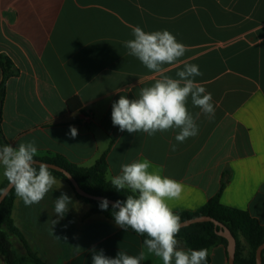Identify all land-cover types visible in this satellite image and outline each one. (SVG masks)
<instances>
[{
  "label": "crops",
  "instance_id": "1",
  "mask_svg": "<svg viewBox=\"0 0 264 264\" xmlns=\"http://www.w3.org/2000/svg\"><path fill=\"white\" fill-rule=\"evenodd\" d=\"M137 26L167 30L183 43L184 56L165 65L164 74L177 78L184 64L198 65L195 82L212 96L214 117L201 113L198 135L183 143L175 140L178 130L149 136L112 124L120 95L134 99L160 78L124 47ZM0 55L18 70L0 105L8 144L34 140L38 157L60 154L91 167L112 143L109 181L122 164L147 159L150 171L184 185L181 198L169 201L175 214L197 212L219 195L223 206L264 225V0H0ZM2 78L0 68V84ZM187 107L200 112L190 98ZM56 179L42 201L26 206L17 196L12 211L28 247L46 264H92L93 249L111 258L144 252L141 264H162L138 235ZM6 180L0 174V187ZM62 192L73 204L59 218L55 199ZM210 264H228L224 246L212 249Z\"/></svg>",
  "mask_w": 264,
  "mask_h": 264
},
{
  "label": "clouds",
  "instance_id": "2",
  "mask_svg": "<svg viewBox=\"0 0 264 264\" xmlns=\"http://www.w3.org/2000/svg\"><path fill=\"white\" fill-rule=\"evenodd\" d=\"M128 54L136 57L150 71L160 74L150 87L140 89L139 95L129 99L120 95L112 103L111 120L121 132H144L149 136L157 131L178 130L175 140L183 143L198 135L196 123L201 113L209 119L215 115L212 96L195 82L201 76L198 65L184 64L177 78L164 74L165 65L180 62L186 46L177 41L167 30L146 32L141 27L133 28V39L123 42ZM189 98L194 107L200 109L193 115L188 107ZM70 136L75 138L78 130L70 126ZM175 145L172 146L174 151ZM36 142H22L13 147L10 144L0 147V174L14 188L15 194L26 206L37 204L57 185L51 166L36 159ZM151 162L147 159L120 166V173L111 178L112 187L118 191H129L126 200L112 204V215L117 226L133 230L146 236L143 243L147 253L154 254L162 264H206V249H184L179 246L177 235L180 231V216L175 214L169 201L179 200L184 185L157 171H150ZM70 178V176H67ZM61 187V182L60 186ZM73 201L66 193L55 199V213L63 218L70 210ZM102 211H107L109 201L99 203ZM54 225L57 223L53 222ZM92 264H141L144 252L138 257L118 252L115 258L106 256L103 251L92 250Z\"/></svg>",
  "mask_w": 264,
  "mask_h": 264
},
{
  "label": "trees",
  "instance_id": "3",
  "mask_svg": "<svg viewBox=\"0 0 264 264\" xmlns=\"http://www.w3.org/2000/svg\"><path fill=\"white\" fill-rule=\"evenodd\" d=\"M0 68L3 73V78L0 84V105H2L5 99L7 81L9 78L18 75V70L12 61L4 55H0ZM0 144L1 147L8 144L1 127ZM110 147L91 167L77 166L69 162L66 157L60 154L48 153L43 157L36 156V159L64 168L71 173L78 182L80 188L91 195L102 196L114 201H123L126 200V196L131 193L127 190L122 192L116 191L112 187L111 182L107 179L109 168L107 157ZM52 174L56 178L63 179L71 185L64 174L55 170H52ZM7 185L8 181L6 180L0 187V195ZM77 196L85 199L87 202L93 203L98 212L114 221L112 205L109 204L107 211H102L99 207L100 201L86 199L78 194ZM16 198L17 195L13 188L0 204V259L4 264H46L28 247L20 231L13 222L12 211ZM177 215L180 216V223L200 216L212 217L219 221L231 231L236 239L237 248L234 264H256V250L264 243V225L251 217L248 212L223 206L220 203V196L217 195L199 211L194 213L184 212ZM219 229L220 228L216 227L212 222L195 223L189 227L180 229L177 239L182 242L186 248H191L193 250L206 249L208 252L206 264H210L212 249L219 245H222L227 249L228 246L227 239L217 234V230ZM127 230L138 235L141 238L142 243L144 239L147 238L146 236H140L131 229ZM14 240H17L21 244L24 250L22 253H19L15 249ZM243 240L246 242V247L243 244Z\"/></svg>",
  "mask_w": 264,
  "mask_h": 264
},
{
  "label": "water",
  "instance_id": "4",
  "mask_svg": "<svg viewBox=\"0 0 264 264\" xmlns=\"http://www.w3.org/2000/svg\"><path fill=\"white\" fill-rule=\"evenodd\" d=\"M0 108H1V106H0ZM41 162H43V161H41ZM44 163H46V162H44ZM46 164L50 165L52 170H55V171H58V172L64 174L78 195H80L86 199H91L94 201H101L102 199H105V197L94 196V195H91L88 192L82 190L80 188L78 182L71 175V173H69L64 168H61V167H59L55 164H51V163H46ZM67 176H70V178H68ZM12 189L13 188L9 184L6 186V188L3 190V192L0 195V204L3 202V200L7 197V195L10 193V191ZM106 199L109 201L110 205H112L115 202L114 200H111L108 198H106ZM203 222H212V223H214V225L216 227L220 228L219 230H217V234L219 236L224 237L228 241V246H227L228 264H234L235 263V257H236V248H237L236 239L233 236V234L231 233V231L226 226L221 224L219 221L215 220L212 217L200 216V217H197L194 219H189L187 221L181 222L180 223V225H181L180 229L185 228V227H189L190 225L195 224V223H203ZM263 251H264V243L262 245H260L256 250V264H263Z\"/></svg>",
  "mask_w": 264,
  "mask_h": 264
}]
</instances>
